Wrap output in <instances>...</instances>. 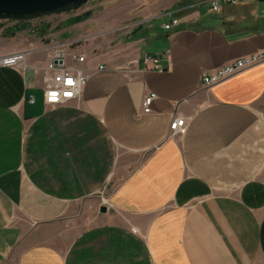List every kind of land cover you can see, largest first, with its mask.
<instances>
[{
    "label": "crops",
    "instance_id": "obj_1",
    "mask_svg": "<svg viewBox=\"0 0 264 264\" xmlns=\"http://www.w3.org/2000/svg\"><path fill=\"white\" fill-rule=\"evenodd\" d=\"M201 4L105 1L81 36L61 29L68 15L4 48L30 53L26 73L0 68V264H264V64L202 88L264 51V0ZM113 10L136 29L108 44ZM65 42L89 80L78 102L48 107L43 73ZM176 117L186 132L171 137Z\"/></svg>",
    "mask_w": 264,
    "mask_h": 264
},
{
    "label": "built area",
    "instance_id": "obj_2",
    "mask_svg": "<svg viewBox=\"0 0 264 264\" xmlns=\"http://www.w3.org/2000/svg\"><path fill=\"white\" fill-rule=\"evenodd\" d=\"M249 0H204L211 4L212 11H220L222 5H238ZM180 20L175 18L169 24L165 25L166 30H171L178 26ZM135 26V25H134ZM75 43L65 42L55 45L48 54V63L43 73V84L45 90V104L48 107H56L67 105L72 102H78L84 87L89 80V74L84 66L87 57L84 54H72L69 52ZM29 51H20L6 55H0V68H11L26 73L29 68L27 58ZM158 59L146 57L145 63H153V68L159 72L165 69L158 65ZM264 64V51L257 52L252 55L244 56L235 61L223 65L213 71L205 72L202 75V88L211 89L229 79L249 70L253 67ZM104 66H100L98 70H104ZM157 99V94L149 93L145 96L142 107L146 115L152 113V106ZM30 102L34 103V98L30 97ZM187 119L185 117H176L170 126V136H181L186 132ZM101 204L103 207H110L111 201L106 196H102Z\"/></svg>",
    "mask_w": 264,
    "mask_h": 264
},
{
    "label": "rangeland",
    "instance_id": "obj_3",
    "mask_svg": "<svg viewBox=\"0 0 264 264\" xmlns=\"http://www.w3.org/2000/svg\"><path fill=\"white\" fill-rule=\"evenodd\" d=\"M105 1L115 2V0H94L93 2L89 3L87 6L82 8L78 13L68 14L70 17H72L71 15L75 16L76 14H79L82 16V22L80 23L78 27L75 28L77 31H80V33L77 32L75 36H79V35L81 36L82 33H87L86 30L90 28V26H92L91 23L93 22V20L97 21V19L103 15V12L101 11V9L103 8V4L105 3ZM131 1L132 0H129V2ZM209 4H201L200 7H202L204 10H207ZM114 13L115 11L113 10L112 16L110 15L112 19H111V25H109V28L112 29V33L110 34V36L107 37L108 44H115V42L117 41L116 39H118L117 37L118 34H121V33L130 34L136 29V23L132 22V20L127 19V21H124L123 24H121L120 22L121 19L116 20ZM87 14H89L88 17L86 16ZM68 15L51 16L48 18L45 17L46 19L42 18L43 19L42 21L34 20L37 22L33 21L31 23L30 22H17V21H0V54H2V51H4V48L10 43H16L20 40H23V38L27 35V31L35 28L37 24L39 23L49 24L50 23L53 27L55 26L59 27L58 24L63 20L64 16H68ZM117 17H120V16H117ZM20 23H28V25L24 26V25H21ZM117 24L118 25L121 24V25L118 26ZM27 27H30V28L27 29ZM87 35L88 34H84L83 36H87ZM95 43L96 45L102 44L99 40H97ZM86 44L88 43H85V41L82 42L80 44L81 48L76 49L77 50L76 52L78 51L86 52V47H85ZM97 51H101V49L97 48Z\"/></svg>",
    "mask_w": 264,
    "mask_h": 264
},
{
    "label": "water",
    "instance_id": "obj_4",
    "mask_svg": "<svg viewBox=\"0 0 264 264\" xmlns=\"http://www.w3.org/2000/svg\"><path fill=\"white\" fill-rule=\"evenodd\" d=\"M94 0H0V21L30 22L45 17L78 13ZM87 17L89 14L86 15ZM82 22L76 14L61 24L68 29ZM102 212H106L103 208Z\"/></svg>",
    "mask_w": 264,
    "mask_h": 264
},
{
    "label": "flooded vegetation",
    "instance_id": "obj_5",
    "mask_svg": "<svg viewBox=\"0 0 264 264\" xmlns=\"http://www.w3.org/2000/svg\"><path fill=\"white\" fill-rule=\"evenodd\" d=\"M194 1H197V0H194ZM202 1H204V0H200V2H202Z\"/></svg>",
    "mask_w": 264,
    "mask_h": 264
}]
</instances>
